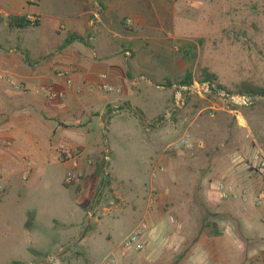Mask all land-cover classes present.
<instances>
[{
    "label": "rangeland",
    "instance_id": "1",
    "mask_svg": "<svg viewBox=\"0 0 264 264\" xmlns=\"http://www.w3.org/2000/svg\"><path fill=\"white\" fill-rule=\"evenodd\" d=\"M8 15L39 16L41 24L10 30L3 17ZM74 16H90L95 26L98 16L107 26L137 37L122 44L118 57L104 45L96 54L88 52L89 57L104 58L109 67L117 62L128 72L129 85H118L120 92H106L112 105H117L109 112L107 124L96 120L87 135L75 139L95 144L86 153L89 165L97 145L103 147L101 180L92 186L84 210L76 202V187L90 182L86 172L91 174L93 166L75 174L52 153L32 172L27 169L26 181L22 171L17 170L11 180L0 171L7 184L0 189V264H101L111 254L119 257L127 252L125 242L143 222L140 214L132 215L128 203L136 200L133 193H141L144 201L151 192L158 195L160 161L167 148L194 146L192 166L205 178H219L210 172L209 163L220 166L227 146L244 150L247 162L259 149L264 151V96L239 105L218 94L185 90L177 99L184 87L180 82L189 73L197 80L203 70L215 76L216 84L231 90L242 85L264 90V0H0V45L9 48L25 39L58 49L76 34ZM97 29L102 38L92 44L108 38L106 27ZM124 49H131V54L126 57ZM125 102L143 113L147 125L124 107ZM162 119L161 128L164 123L172 128L166 139L159 140L154 130ZM75 154H80V148ZM68 173L73 175L69 185L65 183ZM111 178H118V191L128 198L125 204L116 205Z\"/></svg>",
    "mask_w": 264,
    "mask_h": 264
},
{
    "label": "crops",
    "instance_id": "2",
    "mask_svg": "<svg viewBox=\"0 0 264 264\" xmlns=\"http://www.w3.org/2000/svg\"><path fill=\"white\" fill-rule=\"evenodd\" d=\"M71 19L74 35L82 36L84 41L69 39L51 50L25 39L9 48L0 45V171L9 180L17 170L22 171L26 181L27 169L32 172L52 153L75 174L85 173L93 166L91 174L86 172L90 182H79L76 187V202L87 210L92 186L101 180L99 163L104 149L97 145L89 165L86 153L95 144L86 145L75 139L87 135L94 121L102 124L114 112L106 115L108 108L117 106L101 89L100 75L107 74L108 83L115 87L128 84V72L117 62L109 67L104 58L89 57L88 52L96 54L104 45L105 50L118 57L123 53L122 44L137 37L129 32L124 35L115 25L111 28L97 16L98 25L106 27L109 35L103 42L92 44L91 41L102 38L98 25L93 24L90 16ZM124 53L127 57L131 49H124ZM60 71L68 75L59 77ZM47 88L64 91L65 97L49 100L44 94ZM161 122L164 120L155 123L154 133L164 140L172 127L164 123L161 128ZM80 125L83 130L75 129ZM66 148L73 151L80 148L78 168H73L72 160H60L59 155ZM244 153L225 147L220 166L209 163L210 172L219 178H205L192 166L194 146L189 150L167 148V155L160 161L163 172L156 184L158 195L151 192L144 201L139 198L141 193H133L136 200L128 203L133 216L140 214L142 221L151 224L142 240L144 249L120 254L118 264H264V212L253 204L262 183L254 173L251 162L254 154L247 162ZM105 157L109 159L107 153ZM222 179L236 186L237 199H220L217 186ZM117 183L118 178H111L116 205L125 204L128 198L118 191Z\"/></svg>",
    "mask_w": 264,
    "mask_h": 264
},
{
    "label": "built area",
    "instance_id": "3",
    "mask_svg": "<svg viewBox=\"0 0 264 264\" xmlns=\"http://www.w3.org/2000/svg\"><path fill=\"white\" fill-rule=\"evenodd\" d=\"M128 23H131V20H128ZM57 75L59 77H65L68 75L67 72H58ZM101 79V89L106 91V92H120V89L117 87H114L110 85L107 80L108 76L106 74H101L100 75ZM185 90H198L202 91L204 93H214L218 94L220 97L224 98L228 102L234 103V104H239V105H248L251 104L252 99L251 97L247 96H240V95H230L227 94L223 90H218L214 86V84H211L209 82H203V83H197L194 82L191 86H184L181 87L180 90L177 92V99L178 101L181 99V91ZM44 94L47 99L49 100H58V99H63L65 97V92L61 90H55L53 88H47L44 90ZM178 104V103H177ZM182 143H185L183 140ZM80 155V154H79ZM78 154H75V151L66 148L65 150L61 151L60 154V160L61 161H67V160H72L73 161V168H76L78 166L77 159H78ZM252 165L254 168V173L256 174L257 177L261 179V187L259 191L256 193L253 199V204L256 208L261 209L264 212V153L261 150H258L253 156H252ZM1 159H0V164H1ZM72 178L73 175L71 173H68L67 177L65 178V183L67 185L72 183ZM6 178L2 175L0 172V189L5 190V187H7V184L5 183ZM217 192L222 200H235L239 196V193L236 192V186L231 183L227 182L224 179H222L217 186ZM1 194V192H0ZM1 197V195H0ZM264 223V216L262 219ZM151 229V225L148 222H141L139 227H137L129 236V239L125 242V250H134V251H142L144 249V244L142 241V238L146 233H148ZM118 257L111 254L108 257H106L101 264H118Z\"/></svg>",
    "mask_w": 264,
    "mask_h": 264
},
{
    "label": "trees",
    "instance_id": "4",
    "mask_svg": "<svg viewBox=\"0 0 264 264\" xmlns=\"http://www.w3.org/2000/svg\"><path fill=\"white\" fill-rule=\"evenodd\" d=\"M5 23L7 24L8 28L10 30H25L28 28H35V27H39L41 24V20L39 17H34V19L30 18L29 16L26 15H8V16H3ZM124 35H129L127 34L128 31L127 30H122ZM72 41H84V38L80 35H75L71 37ZM194 82L197 83H203V82H209L211 84H216L215 83V76L213 74H210L207 70H203L201 73V76H199L196 79H194V77L192 76L191 73H189L181 82L180 84L182 86H191L192 84H194ZM216 89L218 90H223L225 91L227 94L233 95V94H237L240 96H247V97H256V96H264V90H259V91H255L254 89L250 88L249 86H245L242 85L239 88L236 89H228L225 86L221 85V84H216ZM214 94V93H211ZM126 104H130L129 102H125ZM118 110H122L123 107H118ZM112 109L109 107L108 108V113L111 112ZM103 167L105 166V163L101 164L99 167ZM109 175V174H108ZM109 178H107L106 180V186L109 185Z\"/></svg>",
    "mask_w": 264,
    "mask_h": 264
},
{
    "label": "water",
    "instance_id": "5",
    "mask_svg": "<svg viewBox=\"0 0 264 264\" xmlns=\"http://www.w3.org/2000/svg\"><path fill=\"white\" fill-rule=\"evenodd\" d=\"M251 99H253V97H251ZM124 107H127V108L131 109L134 113H136L138 116H140V117L143 119V121L145 122V120H144V115H143L142 112L138 111L137 109L132 108L129 104H125ZM110 115H111V114H108L107 117L105 118V123H104V125L107 124V122H108V120H109V118H110ZM145 124H146V122H145ZM146 125H147V124H146ZM106 153H107V155L109 154V147H108V145H107V152H106ZM107 167H108V163H106V168H107ZM104 185H105V182L103 183L101 189H100V190L98 191V193H97V196H96V198H95V201H94V204H93V206H92V209L95 207V203H96V201H97V198H98V196L100 195V193H101V191H102ZM92 209H91L90 213L92 212ZM89 215H90V214H88L87 217H86V225L88 224V221H89ZM82 235H83V234H82ZM81 238H82V236H81ZM59 254H60V253H57V254H55L53 257H56V256H58ZM46 262H47V261H45V262H43V263H46Z\"/></svg>",
    "mask_w": 264,
    "mask_h": 264
}]
</instances>
